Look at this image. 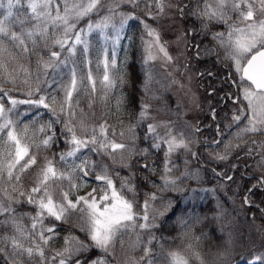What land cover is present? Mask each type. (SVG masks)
<instances>
[{"label": "snow or ice", "instance_id": "obj_1", "mask_svg": "<svg viewBox=\"0 0 264 264\" xmlns=\"http://www.w3.org/2000/svg\"><path fill=\"white\" fill-rule=\"evenodd\" d=\"M129 2L135 6L139 0H129ZM100 3L101 0H6V12L0 18V78L15 84L17 78L23 75L21 83L28 87V95L31 96L32 73L24 63H20L24 54L37 55V68L43 73H47L50 68L55 71L62 65L66 66L70 62V57L76 54L77 45H83L81 55H86L88 42L84 38L85 29L77 30L76 25L79 20L96 11ZM156 4L163 12V0H156ZM202 5V10L196 13L199 17L227 25L226 32H217L213 38L219 41L220 47L225 49V58L232 62L239 75L242 98L246 101V109L241 108L240 114L235 115L233 119L236 122L242 119L247 120L246 126L242 129L244 133H264V15L258 17V13L264 14V0H202ZM3 7L4 4L0 2V8ZM14 8L17 9L15 18H13ZM229 13L236 15L235 22L229 23L231 20ZM123 23L124 21L121 22V26ZM108 26L109 18L105 17L95 25L89 23L87 30L103 32ZM144 27L147 35L153 38L148 41V59L154 58L151 55V48L155 45L170 60L171 57L168 56L163 45H160L159 34L147 24ZM53 48H59L60 51L51 50ZM41 49L49 50L47 60L39 57ZM62 51L68 53L63 60H61ZM13 63L16 66L10 70L9 65ZM111 66L115 67L114 58ZM108 67V62L105 60L102 84L106 88H112L115 87V80L110 78ZM68 75L69 79L63 87L62 112L65 105L71 109L73 93L79 91L85 79L91 83L92 90L95 91L96 82L90 70L84 77L79 75L76 67H71ZM39 79L37 75V83ZM35 91H40L39 87ZM0 93L4 96L8 95L3 88H0ZM52 100L55 102V97ZM233 102L235 103L236 100ZM21 103H35L45 108L49 107L43 96L36 101L11 100L13 107ZM146 109L147 105L142 106L140 113L142 118L146 115ZM10 111L11 109L6 110L4 104L0 103V121H2L0 134H3L0 135V141L3 142L0 146L2 149L0 150V229L4 230L0 232V255L6 254L4 259L7 264H31L36 258L39 264H52V262L81 264L82 254L92 248L99 249L103 255L93 260H85L84 264H110L107 257L113 255L117 243L123 245V236L126 233L135 231L137 228L149 230L155 226L150 222L148 209L150 201L157 199L156 194H151L144 201V214L138 216L133 211L134 201L126 198L123 193V189L126 188L135 196L134 187L125 181L121 183L118 190L106 165H100L102 172L95 177L97 181L103 182L102 188L93 189L86 196H78L75 201L70 199L71 191L83 186L78 183L80 178L75 174L80 172L86 177L89 170L96 167L87 159H81L79 165L73 164L70 170L65 171L58 169L52 160L45 158V164L40 168L34 186L21 190L22 175L36 164L37 156L30 154L29 148L32 145L22 142V136L17 131L15 121L8 116ZM70 115L74 116L75 113L70 112ZM80 128L87 138L77 136L71 120L65 124V129L71 134L67 143L72 147L61 154V161H67L69 157H77V153L89 144L94 146L93 151H103L113 159H115L114 154H119L123 159V153L129 146L110 139L105 125L99 126V135L93 128L88 136V128L83 121L80 122ZM43 130L41 128V131ZM148 131L155 132V127L149 125ZM24 132H27L26 128ZM112 135L115 136V132ZM123 135L124 133L121 132L120 136ZM180 135L181 138L178 140L177 136L169 130V138L164 141L168 145L169 153L177 148H188L183 133ZM52 142L53 136H48L34 146L37 149L48 148ZM154 146L160 147L159 144ZM166 171H169L167 167ZM64 182H67V189L64 188ZM167 183L175 184V181H166ZM22 203L33 205L35 214L18 212L15 205ZM77 211L81 214L83 221L80 230L86 233L87 240L83 241L76 237L66 238L63 250L46 258L43 246H47L54 238L55 225L49 227L45 224V220L67 222L68 217ZM25 217L30 221L27 225L23 222ZM155 219L156 216L153 215L151 220ZM138 220L143 222L137 223ZM49 233L53 235H48ZM149 236L143 248V255L139 258L141 261L149 257L152 252L147 245H150L155 237L150 233ZM136 244H140L139 236H137ZM169 257L170 264H188V258L182 253L171 252ZM257 259H264V257H257ZM147 264H153V261L149 259Z\"/></svg>", "mask_w": 264, "mask_h": 264}, {"label": "trees", "instance_id": "obj_2", "mask_svg": "<svg viewBox=\"0 0 264 264\" xmlns=\"http://www.w3.org/2000/svg\"><path fill=\"white\" fill-rule=\"evenodd\" d=\"M142 41L138 27L133 23L129 24L120 39L122 44H120L118 70L121 72L116 77L115 87L110 88L107 94L101 97L100 88L95 85V91L92 90L90 96L91 99L84 95L83 86L86 83L82 84L77 91L82 93V96L84 95L80 105L87 108V114L91 118H88L90 122L95 123L96 120L105 122L109 134L112 135L115 132V138L121 132L130 133L128 138L119 135L121 138L129 139L127 142L129 153L119 160L122 163L115 162L120 164L107 167L111 178L119 187L125 181L134 187L135 196L126 188L123 189L124 195L134 201V213H138L143 208L144 201L153 193L157 196L155 206H159L160 210L165 206L167 210L169 209L162 216H157L158 221L154 224L153 230L137 228L135 231L126 233L123 236V245L117 243L113 255L108 256L107 259L110 264H135L143 253L142 246L145 243L147 233L154 230L164 232L169 244V251L176 244L180 246L191 241L209 258V260L207 259L208 264H242L257 259V257H264V224L256 221V218L260 217L264 223V215L259 209L247 207L243 202V197L250 186L247 179L239 177V175H235L229 181H224L217 176L212 177L208 170L198 165L191 158V162L199 167H193L196 172L190 176L182 177L180 183L176 181L177 186L169 185L175 189H165L164 192L159 190L162 184L160 173L164 155L163 149L160 148L157 152L156 148H153L154 144L148 135V126L138 118L141 104L145 98L143 89L145 72L142 64L143 54L137 48L135 50L132 48L137 47ZM97 49L99 48L97 47ZM49 54L47 49L39 50V57H43L44 60L48 59ZM37 59V55L28 53L24 54V58L20 60V63H24L32 73L30 78L32 83L31 96L28 95V87L21 83L24 78L23 75L17 78L15 84L0 78V88L8 92V95L0 100L5 108L10 105V97L15 100L30 98L35 89L47 81L46 73L37 68ZM15 66L14 63L10 64L9 69L11 70ZM77 70L80 73L83 72L80 66ZM37 75L40 77L38 83ZM39 89L40 91L37 93H42L45 86H41ZM2 94L0 93V96ZM15 125L23 142L32 145L29 148L30 154L37 156L36 164L22 175L21 190L34 186L35 178L40 168L45 164V158L52 160L58 169L70 170L71 165L69 166V164L73 161L70 158L67 161L60 160L61 154L66 153L71 148V145L67 143L70 140L69 134L63 121L55 116L52 109L33 107L25 103L18 104ZM25 128L27 129L26 133L24 132ZM41 128L44 130L41 131ZM48 136H53L50 147L37 149L34 146L40 144ZM237 155L235 154V156ZM73 160L81 162V158L78 157L73 158ZM152 165L156 168L151 167ZM75 175L80 178L78 181H84L86 185L89 182L96 185L94 177H85L80 172ZM180 187H183L182 190ZM64 188L67 189V182H64ZM178 189L180 191H177ZM251 198L252 201L264 208V190H254L251 193ZM169 202H171L170 205ZM239 202H243L246 208H241ZM18 206H20L17 208L18 212L35 214L33 205L27 203L15 205V207ZM218 213L223 215L220 219L216 216ZM77 215L72 213L67 222L45 220L47 226L55 225L56 230L54 238L50 240L49 244L47 246L42 245L45 247L46 258L63 250L66 236H73L83 241L87 240L86 233L80 230L83 221L81 222ZM23 222L25 225L30 223L27 217L24 218ZM137 223H141V221L138 220ZM3 231L0 229V232ZM48 235L53 234L49 233ZM137 236L140 238L139 245L136 244ZM213 245L222 248L224 250L222 253L225 256L224 254H220L218 257L212 256ZM4 255H0V264H7ZM102 255L103 253L99 249L92 248L82 254L80 257L81 264H84L85 260H93ZM258 260V264H264V259ZM31 264H39L38 258L33 260Z\"/></svg>", "mask_w": 264, "mask_h": 264}, {"label": "rangeland", "instance_id": "obj_3", "mask_svg": "<svg viewBox=\"0 0 264 264\" xmlns=\"http://www.w3.org/2000/svg\"><path fill=\"white\" fill-rule=\"evenodd\" d=\"M0 2L4 4V7L0 8V18H2L6 12L7 4L6 0H0ZM164 2L166 4H163L164 10L161 12L159 7H157L156 0H139L138 4L135 6L130 3L129 0H101V3L96 11H93L88 16L79 20L76 25L77 30L85 29L86 34L84 38L88 42L87 54L81 55L80 52H82L83 45H77L76 54L70 57V62L66 66L62 65L55 71L51 68V70L48 69L49 71L46 73L47 81L39 86V88L41 86H45L44 91L40 94H37V91H34L33 97L25 100L36 101L43 96L45 98V103L49 105L46 109H52L55 116L63 121L64 124L71 120L78 137L87 138V136L81 131V121H83L85 127L88 128V136H90L93 128L97 130V135H99V126L102 124L108 129V126L103 121L96 120L95 123L90 122L88 120L90 117L87 114V108L80 105L84 95L89 96L91 99L92 85L89 81H87V79L83 82V85L86 83V85H84L85 87L83 86L84 95L82 96V93L74 92L71 109L65 105L64 111L62 112L61 105L64 100L63 87L69 79V68L78 66L77 58H79L81 60L80 63H83L84 67V73L82 72L79 75L86 77L88 71L90 70L92 72L93 79L96 82L95 85H98L100 88V96L104 97L110 89L106 88L102 84L105 71L104 61L106 60L108 62V73L110 78L115 80L114 76L116 75L117 68L119 66V62L117 60L120 45L119 42L129 24L133 23L140 30L144 42L142 63L145 70V81L143 85L145 98L141 104V110L139 111L138 118L148 127L149 125H153L155 127V132L148 131V135L151 137L153 144L160 145L159 148L155 146H153V148H156L157 152L158 149L162 148L164 154L162 157V169L160 173V180L162 181V184L160 185L159 190L165 191V189H175L172 186L169 187V185L175 186L176 181L177 183H180L182 177L190 176L196 172L193 167L197 166L194 165L190 159L192 153L195 154V147L199 143L211 145L214 149H198L197 157L200 160L198 165L203 167L204 164L211 163L212 165L218 166L226 173V176L224 175V181H226L229 177H231V179L234 178L235 176H233L231 172L233 170L240 169V172L238 173L239 177L241 176L242 178L247 179L253 187L256 185L260 189L263 188L264 133H244L242 132V129L246 126L247 120L242 119L240 122H236L233 119L235 115L240 114L241 108L246 109V101L242 98V88L239 83V75L236 79L237 85L239 86V94L237 97L234 93H232L234 94L232 96L233 101L236 100V102L234 103L232 101V104L229 105V114L227 113L228 116L220 115V110L216 113L215 110L212 111L211 108L214 105L213 102L216 98L213 99L206 97V92L203 90L206 86V82L201 78H198L197 72L195 71L197 68L194 70L191 63H187L189 60V54L187 53V46H185L182 41L180 22L176 19V2L174 0H163V3ZM13 12V18H15L17 9L14 8ZM163 16H166V19L169 20L167 35L164 34L166 29L161 27V20ZM105 17L109 18V26L105 28L103 32L100 30H93L89 32L87 30L89 23L95 25L104 20ZM122 21H124L123 26H121ZM145 24L159 34L160 45H163L168 53V56L171 57L170 60L165 57L164 53L160 52L159 47L155 45L151 48V55L154 58L151 60L148 59V41L153 38L147 35V31L144 27ZM97 47L100 48V50L97 49ZM51 50L60 51L59 48H53ZM67 56L68 53L66 51L61 52V60L65 59ZM113 58L115 59V67L111 66ZM169 89L174 94L173 103L167 97L169 96ZM5 97L6 96L3 94L0 96V98ZM53 97H55V102L52 100ZM170 98L173 99V97ZM11 100H13L12 97H10V105L6 108V110L11 109V111L8 112V116L16 123L18 104L13 107ZM26 104L33 107L45 108L43 105H37L35 103ZM144 105H147V109L146 115L142 118L140 113L142 111V106ZM70 112H74L75 115L71 116ZM229 116L232 117V119L227 118V121L224 122L225 130H223L221 126L218 125V121L221 118ZM169 130L172 131L173 135L177 136L178 140L181 138L180 134L183 133V138L188 144V148H177L169 153L168 145L164 143V141L169 138ZM217 131L222 134L221 139L218 138L216 134ZM123 133V137L125 138L130 136L129 132ZM68 134L70 138L71 134L69 132ZM119 135L115 138L113 135L109 134L108 131L110 139H115L117 142H122L127 145L129 139L127 140L121 138ZM4 138L6 140V136ZM2 145L3 142L0 141V146ZM93 147V145L89 144L88 147L82 148L81 151L77 153L78 158L87 159L91 164L96 165V167L89 170V174L86 177L95 178L97 174H100L102 172L100 165L113 166L114 164L116 165L122 163L119 161L121 159L119 154H114L115 159H113L103 151H93ZM128 153L129 150L127 149L123 153V156ZM235 154L238 155L235 156ZM221 157L224 158L221 159ZM69 158L73 161L71 164L68 163L69 166L73 164L79 165L81 163L74 161L73 158L75 157ZM238 161H242L244 169H241L242 167L238 166ZM21 163H23V161ZM154 165L151 167H155ZM229 165H231V169H229ZM156 167H158L157 164ZM166 167L169 171H166ZM175 171H177L176 174ZM215 171L217 172V168ZM218 178L222 179L219 175ZM173 180L175 181V184H166V181ZM113 182L117 189L120 190L118 184L114 180ZM78 183L83 184V186L71 191L72 193H70L69 198L73 201H75L78 196H86L88 193L92 192L93 189H100L103 187V182L97 181L96 178L94 181L96 185H93V182H89L87 185L84 181H78ZM182 188L180 187L181 190ZM180 189L177 191H180ZM190 196H192V193H190ZM126 198L128 197L126 196ZM243 202L245 203L244 199ZM243 202H239V206L245 209L246 206L243 205ZM249 202L251 203V201ZM155 203V201H152L148 209L150 222L152 224H155L158 221L157 216H162L159 215V213L162 212L165 214L169 211V209H166V206L160 210L159 206H155ZM254 204H256V202H254L253 205ZM19 207L20 206L16 208ZM134 210L135 206L133 207V211ZM219 210L220 208L218 206V211ZM74 213L76 215L78 214L77 216L80 217V221L82 222L81 214L78 211ZM136 214L138 216H142L144 214V208H141V210ZM153 215L156 216L155 220H151ZM216 216L220 219L223 215L218 213ZM256 221L260 222V224H264L262 223L260 217H257ZM150 229L153 230L154 227ZM55 233L56 230L54 229V234ZM150 234L155 237V239L152 240V243L147 245L152 249V252L149 257L141 261L139 258L143 255L142 253L137 260L139 264H147L149 259L153 261V264H170L169 253L171 252H179L185 255L188 258V264H208L207 259L209 260V258L191 241L180 246L176 244L169 251V244L167 243V238L165 237L163 231L154 230L150 231ZM66 238H71V236H66ZM149 238V233H147L145 242ZM144 246L145 243L142 247L144 248ZM213 246L214 250L212 252V256L218 257L220 254H224L222 253L224 250L218 245ZM245 264H254V262L252 261Z\"/></svg>", "mask_w": 264, "mask_h": 264}, {"label": "flooded vegetation", "instance_id": "obj_4", "mask_svg": "<svg viewBox=\"0 0 264 264\" xmlns=\"http://www.w3.org/2000/svg\"><path fill=\"white\" fill-rule=\"evenodd\" d=\"M174 1L176 2V19L180 22L182 41L187 46L189 54L187 63H191L194 70L197 68L195 71L198 78L206 82V86L203 88L206 97L219 99L214 100L212 111L215 110L216 113L220 110V115H227L228 107L233 101L232 96L235 94L238 97L239 94L236 80L238 74L234 71L231 61L225 58V49L220 47L218 40L213 38L217 32H226L227 25L210 22L199 17L196 13L202 10V0ZM229 15H231L229 23L235 22L236 15L234 13H229ZM260 15L264 14L258 13V17ZM168 26L169 22L165 18L164 28L167 30ZM226 118L219 119V123H224Z\"/></svg>", "mask_w": 264, "mask_h": 264}, {"label": "bare ground", "instance_id": "obj_5", "mask_svg": "<svg viewBox=\"0 0 264 264\" xmlns=\"http://www.w3.org/2000/svg\"><path fill=\"white\" fill-rule=\"evenodd\" d=\"M164 18L166 17V16H163ZM168 22H169V20H168ZM120 44H122L121 42H120ZM143 45H144V42L142 41L141 43H139L138 44V46L137 47H133L132 49L133 50H135L136 48L139 50V52L140 53H142V54H144V47H143ZM120 48H121V46L119 45V50H118V57H119V55H120ZM76 59V58H75ZM77 61H78V66H76V68L78 69V67L80 66V68H84L83 67V63H80L81 62V60L79 59V58H77ZM75 67V66H74ZM63 69H65V68H63ZM49 70H51V69H49ZM66 70H68V69H66ZM174 102V101H173ZM228 119L229 118H231L232 119V117H227ZM227 118H226V121H227ZM226 121H224V122H226ZM220 124V123H219ZM220 126H221V128L222 129H224L225 128V125H224V123L223 122H221V124H220ZM219 137H222V134H219ZM213 146H211V145H205V144H199L198 145V147H196V149L198 148V149H201V148H206L207 150H212V149H214V148H212ZM246 149V148H245ZM215 166L216 165H212L211 163H209V166H208V168L206 169V170H208L209 171V174L212 176V177H215V176H217L218 177V175L221 177V178H223L224 177V175L226 174L225 172H223L222 170H219V169H217V172L215 171L216 169H215ZM258 190L259 191H261V190H264V187L263 188H258ZM162 192H164V191H162ZM261 212H262V214H264V210H261ZM254 262V264H258L259 263V260L258 259H253V260H251V261H249V262H247V263H250V262ZM242 264H245V263H242Z\"/></svg>", "mask_w": 264, "mask_h": 264}]
</instances>
